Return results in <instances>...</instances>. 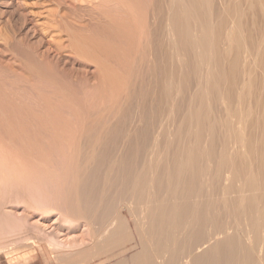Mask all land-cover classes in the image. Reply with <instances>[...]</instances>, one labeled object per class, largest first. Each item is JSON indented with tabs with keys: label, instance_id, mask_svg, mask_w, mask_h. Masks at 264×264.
Here are the masks:
<instances>
[{
	"label": "bare ground",
	"instance_id": "6f19581e",
	"mask_svg": "<svg viewBox=\"0 0 264 264\" xmlns=\"http://www.w3.org/2000/svg\"><path fill=\"white\" fill-rule=\"evenodd\" d=\"M77 1L88 18L52 20L87 40L71 38L75 53L98 61L96 101L77 93L92 77L56 76L34 61V45L12 50L17 29L0 26V160L17 154L38 177L57 175V192L37 204L85 223L93 255L81 263L101 259L98 235L117 249L135 240L139 250L119 264H264V241L258 261L226 222L244 218L264 235V0H177L171 11L167 0Z\"/></svg>",
	"mask_w": 264,
	"mask_h": 264
},
{
	"label": "rangeland",
	"instance_id": "374dc122",
	"mask_svg": "<svg viewBox=\"0 0 264 264\" xmlns=\"http://www.w3.org/2000/svg\"><path fill=\"white\" fill-rule=\"evenodd\" d=\"M176 1L177 0H167V10L171 11L170 8H172L173 3ZM73 4L79 6L77 0H66L63 1L61 5L55 0H0V26L8 33H12L13 30L17 29L18 40H20V43L11 45V49L13 48L12 50L14 51L26 54L28 53V44L34 45L32 56L34 61L38 64L49 65L56 76L64 73L72 76L74 75L75 77L77 74L92 77L97 69H100L97 59L85 53H75L71 42V38L74 42L80 44L86 43L87 40L85 39V41H82L79 39L80 36L74 34L76 32H72L73 30H71L69 26H61L60 28V26H57V24L53 22L55 20L54 15H59L61 11L77 15L81 12L85 15V13L82 12V10L85 11L84 9L80 11V7L77 9ZM74 14L72 16H75ZM84 17L88 18L86 15ZM86 18L84 19L86 20ZM86 22H89L88 19ZM52 23L55 25H52ZM98 27L99 25L97 24L91 25L90 30L87 32L91 35H87V37H94ZM169 31L168 29L166 44L167 47L172 50L170 41H172L173 36L171 31ZM114 48L115 46L110 44L108 51H112ZM5 52L8 54V57L5 59L1 57V59L4 60L6 65H13L14 62L12 59L14 57L13 53L15 52L12 53V51L9 52L7 50ZM179 58L180 57L177 55L174 57L173 61L176 65L179 64ZM102 63L103 69L109 70L112 74H117L122 84L128 82V77L122 75V67L107 61H102ZM14 69L18 72L22 71L16 65ZM67 71H69V73ZM70 77L71 76H69V78ZM92 80L87 87L77 86L78 91H86L84 94L80 91H77V93H82L79 95L80 97H82V95L86 97L84 99L87 104L94 103L97 97L96 92H98V90H94L97 87H94V89L91 87V85L95 83L93 77ZM94 91H96L95 94H93ZM175 91H177L176 88L174 92ZM124 93L122 99L124 98ZM91 94L92 96L94 95V97L90 96ZM173 102L170 100L169 106L174 114L176 101ZM221 107H223L222 104ZM235 107L238 110L242 109L240 103H235ZM179 117H181L180 114ZM4 147H6V145ZM8 155L10 154L8 153ZM4 156L7 157V153ZM4 156L2 155L3 159L0 160V167L3 163H7L6 166L0 168V179L3 178L0 184V254L2 253L0 256V264H24L27 263V259L33 254H36V256L40 258L29 264H101L103 260V264H116L120 262V260L121 262L131 260L132 255L139 250L134 239L130 240L128 243H124L121 248L117 249L113 245H109L108 242H103L98 235H95L93 238L96 242L95 247L99 248L97 245H100V248L101 246L106 247L101 248V250H103V248L105 249L103 250V255L100 256L102 260L95 259L91 261L92 259H89L86 261L87 263H81V261L87 259H85L86 255H93L92 250H87V253L83 251L91 247L92 241L90 236L84 235L85 223L77 219V221H75V218L72 217L70 218L74 221H68V217L62 215L51 214L45 216V214H42L45 209L37 204L38 201L41 203L45 195L52 194L49 187H55V191L53 188L51 189L55 193L57 192L56 190L59 186V182L56 181L57 175L54 177L52 175V180H55H49L50 182H48L46 180L47 177H45L46 174H42V176L38 174L40 175L38 177L37 173L39 172L36 170L35 166L27 163V165L24 164L25 162L19 159L17 154H11V156L7 157L8 160ZM4 167L7 168L3 169ZM50 176H48V178ZM237 194L238 193H233L232 195L237 196ZM43 203L45 204V202H42V204ZM55 208H59L58 203H55ZM222 209L223 207H216L214 210L215 213L218 214ZM224 209H227V207ZM128 220L131 224L130 230L132 237V235L135 236L134 233H136L135 224L133 223V218L130 216ZM226 222L227 226L230 228V234H236L241 244L252 248L251 252L253 256L256 260L261 261L263 252H261L260 246H262V241H264V235L262 236L263 232L260 231L261 234H257L250 231L244 218L238 219L234 216H227ZM95 238L99 239V242ZM81 251L84 252L82 255L79 254ZM95 251L98 252L96 248ZM106 251H108V253H104ZM15 252H19V256L15 257ZM3 254L7 256L12 255L14 258L6 261ZM121 258H123V260Z\"/></svg>",
	"mask_w": 264,
	"mask_h": 264
},
{
	"label": "crops",
	"instance_id": "0c3cea01",
	"mask_svg": "<svg viewBox=\"0 0 264 264\" xmlns=\"http://www.w3.org/2000/svg\"><path fill=\"white\" fill-rule=\"evenodd\" d=\"M5 253V252H4ZM16 253V255H15V257H17V256H19V252H15ZM21 254V253H20ZM2 255V253L0 254V256ZM4 255V259L6 260V261H8V259H13L14 258V256H12V255H9V256H7L6 254H3ZM31 258V259H30ZM30 258H28L27 259V263H24V264H29V263H32V262H34L35 260H37V259H39L40 257L39 256H36V254H33V255H31L30 256ZM17 264H20V263H17ZM48 264H50V263H48Z\"/></svg>",
	"mask_w": 264,
	"mask_h": 264
}]
</instances>
